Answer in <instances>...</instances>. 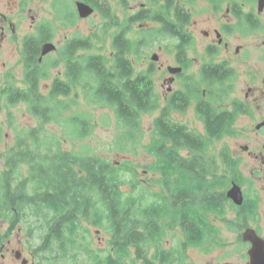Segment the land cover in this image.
Here are the masks:
<instances>
[{
    "label": "trees",
    "instance_id": "obj_1",
    "mask_svg": "<svg viewBox=\"0 0 264 264\" xmlns=\"http://www.w3.org/2000/svg\"><path fill=\"white\" fill-rule=\"evenodd\" d=\"M148 1L158 7L141 10L128 23L153 21L158 24L153 34L176 36L185 41L190 16L181 1ZM93 4L101 18L109 21L102 33L108 28L115 30L110 34L108 55L90 53L91 47L85 43L88 39L82 41L78 57H74L76 51H61L67 78L62 81L50 76V69L58 67L59 59L38 64V53L33 51L31 62L24 70V88L7 85L0 91L3 108L24 104L37 121V127L18 133L15 144L3 155L0 218L11 221L22 220V216L42 218L46 223V238L55 240L49 243L60 251H64V246L77 244L80 222L87 221L95 227L105 222L112 238L108 243L112 251H108V257L100 260V264H124L126 255L130 254L134 255L133 263L187 264L175 261L160 244L166 231L178 229L188 244L200 245L208 223L203 211L230 203L221 191L229 180L219 176L211 145L231 134V121L222 115L201 114L207 132L197 134L171 120L173 103L169 101L168 107L153 118L146 147V152L154 158L148 169L159 174L166 194L145 207L132 193H125L121 166H113L85 150L75 153L63 149L62 140L48 133L47 125L58 124L64 128L62 134L74 140L88 138L94 128L86 114H67L78 105L77 87L89 104L113 113L116 125L123 132L122 141L137 142L143 116L159 109L152 67L144 72L135 69L140 42L134 44L125 38L128 26L116 31L121 25L111 19L105 0H94ZM178 45L179 60L185 62L186 42ZM48 80L50 83L43 86ZM71 93L75 97H70ZM224 152L228 156L226 148ZM225 163L231 170L228 157ZM224 174L232 177V171ZM150 248L154 252L150 253Z\"/></svg>",
    "mask_w": 264,
    "mask_h": 264
},
{
    "label": "flooded vegetation",
    "instance_id": "obj_2",
    "mask_svg": "<svg viewBox=\"0 0 264 264\" xmlns=\"http://www.w3.org/2000/svg\"><path fill=\"white\" fill-rule=\"evenodd\" d=\"M32 1L34 0H21L19 5L18 0H0V64H6L1 61V58L3 54L10 52V45H14L17 49L20 43V57L24 64L23 78L25 67L31 62L33 51L38 53V64H42L49 55L55 53L59 59L57 64H66L65 60L60 59L61 51L69 50L74 53L76 51L74 57H78L81 53L80 46L85 39L89 40L85 43H89L92 50L90 40L92 37H81L77 22L88 20L98 12L93 4L94 0H73V9H69L64 0H58L53 3L55 18L61 22L62 30L68 28L61 39L56 40L55 28L50 22L34 25V18L31 19L30 32L19 38L18 8L20 6L23 10ZM127 1L124 0L125 3ZM78 2L93 8V13L86 18H80L76 7ZM193 5L190 3L189 10H186L190 16V21L185 27L187 39L183 41L176 36L170 37L174 41L176 64L165 68L169 76L163 80L166 90L162 104L159 103L158 115L168 107L170 101L173 103L170 117L192 112V115L201 123L205 134L207 124L201 114L208 113L214 117L222 115L230 119L231 134L228 137L235 142L229 143V151L226 149L228 156H225L224 152L226 147H221L217 157L224 165L225 157H228L232 167L231 170L227 168L224 170L232 171V177L224 174L225 171L219 172V176L228 177L229 189L235 185L241 195L240 204H234L227 198L229 189L222 191L231 203L228 208L233 211V216L238 221L239 230L233 243L234 248L239 252V258L235 264H264V40L257 45L259 55L255 56L256 61L253 64L249 63L252 55L248 50L244 51V57L240 61H235L231 57L227 59L220 57L222 52L230 53V46L226 39L236 36L237 33L242 36L247 33H255L256 36L262 34L264 37V24L261 19L264 8L261 11L258 7L256 11L252 8L248 10L236 0H204V6L201 9L202 13L207 15L208 26L202 30L205 39L203 60L194 63L187 54L188 49L192 50L195 45L194 31L191 29L194 24L190 12ZM142 6L135 15L145 10ZM138 42L143 45L141 40ZM181 42H186L185 62L179 60L178 44ZM47 44H52L55 48L41 57V50ZM243 49L242 45L235 47L233 58L239 57ZM156 62L152 61L150 67H153L152 64ZM237 87L238 90L235 93ZM172 117L171 120L175 124L192 131L181 121L173 120ZM213 155L218 165L217 157ZM23 225L24 222L21 220L11 221L0 218V264H65L64 261H68L66 249L60 251L58 246L49 243L55 240L46 236L35 238L34 233L28 231ZM106 239L107 248L112 251V247L108 244L112 238ZM204 242H206L205 232L202 239L203 244ZM215 242L217 240L212 241L211 244L214 245ZM216 264L228 263L217 262Z\"/></svg>",
    "mask_w": 264,
    "mask_h": 264
},
{
    "label": "rangeland",
    "instance_id": "obj_3",
    "mask_svg": "<svg viewBox=\"0 0 264 264\" xmlns=\"http://www.w3.org/2000/svg\"><path fill=\"white\" fill-rule=\"evenodd\" d=\"M55 1L58 0H34L25 6L23 10L19 6L17 13L19 38L30 32L31 19L34 18V25L41 22H50L55 28L56 40L61 39L62 35L68 31V28L62 30L61 22L55 18L53 11V3ZM64 1L69 9H73V0ZM236 1L248 10L252 8L256 11V7H258L257 0ZM20 2L21 0H18L19 5ZM190 3L194 4L190 12L194 24L191 29L194 31L195 45L192 50L191 48L188 49L187 54L191 61L193 60L194 63H197L203 60L202 51L205 39L202 30L208 26L206 24L207 15H204L201 9L204 6V0H182L181 6L189 10ZM107 5L111 19H115L121 25V27L116 28V31L118 32L121 28L128 26L125 38L134 44L139 40L143 42V45L138 49L139 55L135 58L136 72L147 71L151 65L150 63H152L151 57L157 55L156 64H152L151 76L155 86V93L159 103L162 104L166 90L163 86V80L169 76L165 68L176 64L173 50L174 41L168 35H158L156 32L153 34L152 30L158 28V24L153 21L145 20L128 23V19L140 10L141 5H143V9L148 10H154L158 5L151 4L147 0H128L126 3L122 0H107ZM62 6L65 7L64 4ZM261 19L264 24V14H262ZM108 23L109 21H104L98 12L93 14L88 20H78L77 27H79L80 36L83 38L92 37L90 39L92 42L90 53L109 54L110 34L115 30L114 28H108L104 33L101 31ZM262 40H264L262 34L256 36L255 33H247L242 36L237 33L236 36L226 39L230 46V53L222 52L220 57L224 59L231 57L235 61H240L244 57V51L248 50L251 51L250 54L252 55L249 63L253 64L256 61L255 56L259 55L257 45H260ZM240 45L244 48L243 52H241L239 57L233 58L235 47ZM12 47L13 50L11 51ZM9 48L10 52H6L1 58V61L6 62V64H0V91L7 85L24 88L22 79L24 64H22V58L20 57V43H18L17 49L14 45H10ZM57 58V53L51 54L46 61ZM257 64L261 63L257 62ZM50 76H57L62 81H66L64 64H59L58 67L50 69ZM49 83L50 80L44 83L43 86ZM75 90L78 96V105L74 106L67 114L76 112L86 114L90 118L92 126H94L92 133L84 140H74L63 135L64 128L58 124L47 125L45 127L46 131L62 140L63 149L74 151L75 153H81L82 150H85L84 152L98 156L113 166H121L120 177L126 184L124 186L125 193L127 195L132 193L133 195L131 196L140 202L143 207L151 204L159 195L166 194L160 183L159 174H154L148 169L154 158L146 152L152 132V121L158 115V111L152 115L143 116L141 134L138 136L137 142L122 141L120 139L123 132L116 125L113 113L107 108L89 104L81 88L77 87ZM237 90L238 87L235 89V93ZM70 97H75V93H71ZM3 104L4 102L0 97V169H2L3 155L7 148L15 144L17 134H24L28 130L37 127V121L27 112L24 104L10 108H3ZM172 119L181 121L189 130L197 134H205L201 123L192 115V112H187L184 115H173ZM230 139V137L226 136L218 141H213L211 147L216 157L221 151V147L228 149L229 143L235 142ZM122 148H125V150H122ZM182 154H184V151ZM217 161L218 173H222L227 167L218 157ZM133 183L136 184L135 189H131ZM228 189L229 185H226L221 191H227ZM228 205L230 203L203 211L208 219L204 231L206 236L204 244L202 242L200 245L188 244L184 234L175 229L164 233L160 247L169 252L175 261H182L187 264H216L217 262L235 264L239 258V252L234 248L233 242L239 229L237 228L238 221L235 220L233 211L228 208ZM21 218V221L24 222L23 226L28 231H32L35 238H43L47 235L46 223L42 218L31 216H22ZM109 233L110 230L105 222H102L97 227H93L87 221L80 222L76 238L77 244L64 247L69 257L68 261L65 260L64 263L100 264V260L102 261L108 257L110 249L107 248L106 238L109 237ZM215 240L217 242L212 245V241ZM152 252H154V249L150 248V253ZM133 259V254L126 255L124 264H141L140 261L133 263L131 261Z\"/></svg>",
    "mask_w": 264,
    "mask_h": 264
},
{
    "label": "water",
    "instance_id": "obj_4",
    "mask_svg": "<svg viewBox=\"0 0 264 264\" xmlns=\"http://www.w3.org/2000/svg\"><path fill=\"white\" fill-rule=\"evenodd\" d=\"M77 12L80 18H86L93 13V8L89 7L88 5L78 2L76 4ZM264 8V0L258 1V10L261 11ZM54 46L52 44H47L43 46L41 50V57L48 54L49 52L54 50ZM152 61H157V56L153 55L151 57ZM174 71V70H172ZM227 198L230 199L234 204H240L241 202V195L239 189L233 185L231 189L227 192Z\"/></svg>",
    "mask_w": 264,
    "mask_h": 264
}]
</instances>
